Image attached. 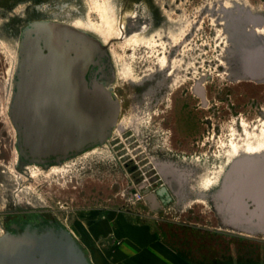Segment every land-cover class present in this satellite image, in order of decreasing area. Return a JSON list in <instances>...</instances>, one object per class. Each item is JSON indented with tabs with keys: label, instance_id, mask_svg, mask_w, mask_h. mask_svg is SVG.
<instances>
[{
	"label": "rangeland",
	"instance_id": "obj_1",
	"mask_svg": "<svg viewBox=\"0 0 264 264\" xmlns=\"http://www.w3.org/2000/svg\"><path fill=\"white\" fill-rule=\"evenodd\" d=\"M96 1L0 0L2 193L5 186L12 187L10 178L15 177L18 161L16 129L8 109L21 29L34 19L70 24L81 19L89 23L83 26L86 31L99 37L90 25L101 21ZM106 1L112 3L123 33L111 43L122 128L114 130L105 148L117 155L123 168L91 160L74 172L45 179L28 177L23 171L17 177L25 180L26 194L42 205L45 215L62 220L85 250L86 245L95 248L103 264H115V258L104 252L114 254L117 245L113 235L98 237L94 226L114 213L147 225L185 263L264 264V230L231 223L219 196L218 209L204 200L207 190H216L214 180L229 159L264 137V83L244 73L248 50L264 45V33L256 31L264 26V0ZM127 64L142 77L139 81L123 74ZM197 85L204 89L207 101L196 91ZM144 107L151 118L146 114L143 138L135 129L124 131L123 122ZM157 147L202 158L200 164H193L200 172L195 173L194 188L203 187L205 180L213 184L200 192L199 201L185 207L179 204L182 195L192 191L185 179L189 169L171 166V174L161 176L150 158L151 149ZM140 175L142 184L137 183ZM164 180L175 197L169 205L158 198L162 206L154 210L146 196ZM137 189L141 197L135 196ZM2 222L0 214V233Z\"/></svg>",
	"mask_w": 264,
	"mask_h": 264
},
{
	"label": "water",
	"instance_id": "obj_2",
	"mask_svg": "<svg viewBox=\"0 0 264 264\" xmlns=\"http://www.w3.org/2000/svg\"><path fill=\"white\" fill-rule=\"evenodd\" d=\"M251 79L264 76V45L245 57ZM116 71L98 36L56 19H34L21 29L8 113L19 158L48 169L105 144L121 113ZM203 94L202 86L197 87ZM221 208L231 223L264 230V156L247 157L226 176ZM173 195L164 183L146 200L154 210ZM0 264H93L59 218L30 214L0 236Z\"/></svg>",
	"mask_w": 264,
	"mask_h": 264
},
{
	"label": "bare ground",
	"instance_id": "obj_3",
	"mask_svg": "<svg viewBox=\"0 0 264 264\" xmlns=\"http://www.w3.org/2000/svg\"><path fill=\"white\" fill-rule=\"evenodd\" d=\"M95 7H96V10H97L99 16L101 17V21L98 23H95V24L90 23V25H93L94 31L99 35L101 40L105 44H107L108 47L110 45L109 50H110L111 54H113L114 50H113V45H111V43L113 42V39L121 37L120 33H123V27L117 26L116 16L112 12V3L111 2L106 1V0H97ZM86 24L89 25V23H86L83 20L78 19L76 21V23H74L72 25H74L78 28L87 30L83 27ZM252 29H254V28H252ZM256 31L258 34H263L264 33V26H258L256 28ZM136 37H137V35H134L132 37V39H134ZM167 60H168L167 57L164 56L162 58L163 64H166ZM246 71H247V69L245 67V69H244L245 74H247ZM122 72H123V74H125V76L131 78L132 80L139 81L142 78L141 76L137 75L133 71V69L128 66V64L124 66ZM258 81L264 83V76L259 78ZM146 114H149L148 118H151V112H149V108H148V110L145 107L137 110V112H135L129 118L127 123L123 122V124L125 126V127H123V130L126 131V130H129L130 128L135 129L138 133H140L141 138H143L142 134H144L143 129H144V123L146 120ZM121 123H122L121 119H119L118 123L114 129L115 131H119L122 128ZM123 130H121V131H123ZM110 141L111 140L109 139L103 145H98V146H95L93 148H90V149L86 150L85 152L77 155L76 157L69 159V160H66L62 164L52 165L48 169H45L42 166L34 164V163L28 164V165H26L25 172H26L28 177L35 175L39 179H45V176H50L52 174H62L63 175L64 173H66L68 171L74 172L75 170H78L79 168H81L83 165H85L87 162H90L91 160H94L95 162H97V165H101V164H105V163H112L115 166L123 168V166H122L119 158L117 157V155L114 154L113 152L112 153L109 152L105 148V147H109ZM235 149H237V148H235ZM240 150L236 152V155H234L233 157L231 156L232 158L229 159L227 164L222 168L223 170L221 171V173L214 180L216 190L215 191L207 190V192H206L207 197L204 200L208 201V203L213 208L216 207L218 209V205L216 202L217 197L218 196L220 198L223 197L222 191H223L225 184H226V182H225L226 176L232 171V169L234 168L236 163L238 161L244 159V158H247V157H263L264 156V137L263 138L258 137L256 143H254V144L251 143L248 146V148L244 151H240ZM146 152L148 153V151H146ZM16 155H17V157L19 156L18 150H17ZM150 158H151V162H152L153 166L155 167V169L157 170V172L163 177L171 174L170 171H172V169H173L172 167L177 168L178 170L181 168L182 169H185V168L189 169V172H188L187 176L185 177V179H186V185L188 186V191L191 188H192V191L190 190L188 193H186L185 194L186 196L182 195V197L180 199V203H179L182 207L188 206L193 201H199L201 199L200 197H202L201 196L202 193H200V192L203 189H207V187H209L208 185L213 184V182H207V180H205L203 183V187L194 188L195 183L193 180H194L195 173L199 174L200 172L198 170H196L195 167H193L194 166L193 164H196V165L200 164V162L202 161V158H200V156L175 152L173 150H170V148H166V149L162 150L159 147H157V149L156 148L151 149ZM16 164H17V162H16ZM18 171H17V169L14 171L16 177L18 176L17 174L20 175V172H18ZM24 177H26V176H24ZM164 182H165V184L168 185V188L170 189L172 195H174L173 190L171 189L170 185L165 180H164ZM204 191H206V190H204ZM23 192H25V190ZM25 196H30V195H25ZM174 197H175V195H174ZM175 203H177V205H178L177 198H175Z\"/></svg>",
	"mask_w": 264,
	"mask_h": 264
},
{
	"label": "crops",
	"instance_id": "obj_4",
	"mask_svg": "<svg viewBox=\"0 0 264 264\" xmlns=\"http://www.w3.org/2000/svg\"><path fill=\"white\" fill-rule=\"evenodd\" d=\"M94 231L98 237L114 236L117 245L114 254L105 250L104 255L109 254L111 258H115V264H189L179 259L169 245L157 240L147 225L132 223L126 217L115 213L96 224ZM86 247L93 264H103L96 249L90 245Z\"/></svg>",
	"mask_w": 264,
	"mask_h": 264
},
{
	"label": "flooded vegetation",
	"instance_id": "obj_5",
	"mask_svg": "<svg viewBox=\"0 0 264 264\" xmlns=\"http://www.w3.org/2000/svg\"><path fill=\"white\" fill-rule=\"evenodd\" d=\"M15 69H16V66H15ZM15 69H14V72H15ZM14 72H13V77H14ZM198 86H201V85L196 86V91L199 93L197 89ZM12 88H13V83H12ZM200 96L202 97V99L207 101V97H205L204 89H203V94L202 95L200 94ZM16 140H17V136H16ZM15 146H16V141H15ZM28 164H32V163L22 162L18 156V161L16 164L17 171L19 170L18 172H21V175H22V172L25 171L26 165ZM1 172L5 173V175L8 174L7 173L8 171L6 169H1ZM7 176H9V174ZM136 178H137V183L142 184L143 182L142 175ZM10 179L12 180V182L10 183L12 187L8 188V186H5V189H8V190L10 189V191H6L4 189L3 193L0 192V195H6L3 199H0V214H2L3 216V222H2L3 226H2V232L0 233V236L6 233L7 230L11 228V225L13 224V222L20 218H28L30 214H39L40 216L45 218V210L41 209L42 205L36 204L35 199L32 200L31 196H25L27 195L26 192H29L25 189V184H26L25 180L24 179L18 180V177L16 176L13 179L11 177ZM0 183L2 184V182ZM159 185H157L153 191L156 192ZM0 189H1V186H0ZM24 190L25 192H23ZM81 244L83 245L82 242Z\"/></svg>",
	"mask_w": 264,
	"mask_h": 264
},
{
	"label": "built area",
	"instance_id": "obj_6",
	"mask_svg": "<svg viewBox=\"0 0 264 264\" xmlns=\"http://www.w3.org/2000/svg\"><path fill=\"white\" fill-rule=\"evenodd\" d=\"M135 196L136 197H141L142 195H140V191H139V189H137V192L135 193ZM144 196V195H143Z\"/></svg>",
	"mask_w": 264,
	"mask_h": 264
}]
</instances>
